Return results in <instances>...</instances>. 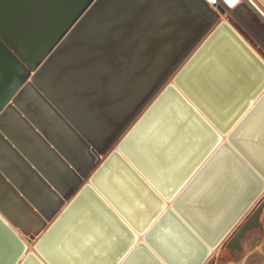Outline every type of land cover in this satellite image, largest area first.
Listing matches in <instances>:
<instances>
[{"label":"water","instance_id":"95a60500","mask_svg":"<svg viewBox=\"0 0 264 264\" xmlns=\"http://www.w3.org/2000/svg\"><path fill=\"white\" fill-rule=\"evenodd\" d=\"M215 20L203 0H0V213L29 240L88 177L35 244L49 264H201L263 191L264 63ZM168 93L210 140L162 177L166 206L122 145ZM10 225L0 216V264L26 250ZM97 231L111 241L101 253Z\"/></svg>","mask_w":264,"mask_h":264},{"label":"bare ground","instance_id":"6f19581e","mask_svg":"<svg viewBox=\"0 0 264 264\" xmlns=\"http://www.w3.org/2000/svg\"><path fill=\"white\" fill-rule=\"evenodd\" d=\"M203 1L206 7L216 16V20L213 26H215L221 21L227 23L231 27V29L253 51V53L264 63V3H262L260 0H215L214 3H210L209 0ZM245 10L252 14V17L248 21H245L241 15V12H245ZM172 77L169 79L168 82L172 83ZM161 89L157 91V93L152 97V99L144 106L142 111L129 123V125L122 132L118 140H116L114 145H112L111 149L120 151V148L118 146L119 140L134 124V122L143 113V111L152 102V100L157 96ZM170 102H173L174 106H177L184 111V107L181 105L179 100L175 97H172L168 93V95L164 99L162 98L161 101L149 111L148 115L139 124V126L136 127L135 131L131 134L129 138L124 141L122 145L124 149L130 150L136 164L143 162L136 152L137 149L146 158L147 163H143L145 164V168L148 170L147 173L150 174L151 177L156 179L159 183H162L163 189L165 191V197L163 198L166 206L170 205V195L168 186L162 182V177L166 179H171L170 176L172 171L178 165H180L183 158L191 151V149H194L197 142L200 141V135L203 134L205 138H207L203 144V148L210 140V136L208 135V133L203 127L201 130L197 122L194 123L199 128L200 133L196 132V129L194 130L192 126L188 125L187 119L184 120V118L180 117L179 113H177L180 112V109H178L179 111L173 113L172 109L169 107ZM204 132L206 133V135ZM227 133H219L220 139H226ZM120 152L122 153V151ZM104 157V155L96 157V161L89 175L101 163ZM87 178L88 177L83 178L81 180V183L72 192L69 198L63 201L62 204H60V206L57 208V210H55L51 217L46 220L43 226L37 231V233H34L29 240H26L28 236L24 235L18 228L11 226L8 220L0 213V216L10 225L16 235L25 242V253L15 264H20L27 252H31L35 257H37L41 261V263L49 264L44 259V257L36 250L35 244L39 240V238L47 231L48 227L52 224V222L59 215V213L74 197L77 191L82 187L84 182L88 181ZM180 187L182 186H179L177 190H179ZM263 197L264 189L254 200V202L250 205V207L246 210V212L239 218L235 225L224 236V238L215 247L210 248L209 254L205 257L201 264H214L213 257L219 250H221L223 242L227 238L228 240L230 239L233 233L249 217L255 207L263 199ZM82 203L84 204V202ZM95 226H98V224L93 225V229H95ZM111 228L114 229L112 226ZM134 233L136 237L135 241L143 240V232L138 233L137 231H134ZM96 234H98V238L100 241L91 245L92 250L97 253H101L104 251V246L110 248L111 241L109 240V236L105 233H100L99 231H97ZM87 239L89 242L91 241L90 236ZM228 240L226 241V243L228 242ZM71 250L73 251V253H77L75 247L71 248ZM80 255H82L81 252Z\"/></svg>","mask_w":264,"mask_h":264},{"label":"rangeland","instance_id":"374dc122","mask_svg":"<svg viewBox=\"0 0 264 264\" xmlns=\"http://www.w3.org/2000/svg\"><path fill=\"white\" fill-rule=\"evenodd\" d=\"M227 240L228 238L223 242L221 250L214 255V264H264V205L258 225L244 233L239 240L238 249L230 250L225 245Z\"/></svg>","mask_w":264,"mask_h":264},{"label":"snow or ice","instance_id":"6c2138e0","mask_svg":"<svg viewBox=\"0 0 264 264\" xmlns=\"http://www.w3.org/2000/svg\"><path fill=\"white\" fill-rule=\"evenodd\" d=\"M209 2H210V3H214V2H215V0H209Z\"/></svg>","mask_w":264,"mask_h":264}]
</instances>
